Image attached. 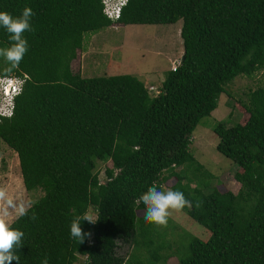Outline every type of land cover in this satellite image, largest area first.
Segmentation results:
<instances>
[{"label": "trees", "instance_id": "obj_1", "mask_svg": "<svg viewBox=\"0 0 264 264\" xmlns=\"http://www.w3.org/2000/svg\"><path fill=\"white\" fill-rule=\"evenodd\" d=\"M25 6L35 16L13 74L27 78L11 116L0 119V139L17 156L23 188L42 191L27 216L9 223L25 234L20 264H41L45 256L48 264H154L151 236L140 238L156 233L144 229V212L136 215L144 205L135 201L153 183L161 189L171 173L170 189L201 202L182 211L209 232L204 240L189 237L179 264H264V87L249 92L244 122L212 126L215 149L236 166L237 191L205 192V183L191 186L182 171L194 162L191 132L223 86L264 68V0H127L115 21L102 14L100 0H0V11L13 16ZM178 19L182 59L155 95L130 74L83 77L71 69L85 33ZM8 43L0 28V47ZM6 66L0 59V70ZM97 161L110 162L103 181ZM91 207L97 220L81 221L90 236L79 243L70 223ZM127 245H143L147 261L124 259Z\"/></svg>", "mask_w": 264, "mask_h": 264}, {"label": "rangeland", "instance_id": "obj_2", "mask_svg": "<svg viewBox=\"0 0 264 264\" xmlns=\"http://www.w3.org/2000/svg\"><path fill=\"white\" fill-rule=\"evenodd\" d=\"M180 25V19L171 24H117L85 33L82 48L71 61V69L78 71L83 77L130 74L147 84L146 86L158 88L171 63L181 57ZM257 87H264V68L250 76L238 75L226 83L217 97L216 107L209 115L199 119L188 144V151L194 162L182 169L191 180V186L205 183V188H202L205 192L212 187L223 193L237 191L239 183L233 178L236 166L215 149L217 136L212 131V126L217 121H222L225 127L244 122L247 113L243 104L247 102L249 92ZM109 166V161L96 162L94 171L100 181L104 180V169ZM180 169L181 167L175 168L176 171ZM173 181L171 173L161 184V190L169 189ZM0 190L15 205L23 203L27 206L42 194L38 188L30 191L23 188L17 156L1 139ZM5 209L9 214L4 219L10 223L16 217V211L4 200H0V212ZM142 214L143 210H136L137 216ZM86 215L95 217L92 207ZM144 229L157 234L140 238L142 242V238L145 241L151 236L149 250L151 253H158L154 264H179L177 258L187 252L189 237L204 240L209 235L207 229L184 211L173 212L166 226L145 223ZM143 248V245L135 250L130 245L125 246L122 251L124 259L128 254L130 261L141 259V256L145 258L148 253Z\"/></svg>", "mask_w": 264, "mask_h": 264}, {"label": "clouds", "instance_id": "obj_3", "mask_svg": "<svg viewBox=\"0 0 264 264\" xmlns=\"http://www.w3.org/2000/svg\"><path fill=\"white\" fill-rule=\"evenodd\" d=\"M35 16L31 7L25 6L20 14L13 16L7 11H0V28H3L8 34V46L0 47V59H3L7 65L0 70V80L8 79L13 72L19 68L21 61L28 52L29 44L24 33L32 31V17ZM0 200H4L9 207L16 211L17 218L28 215V208L31 206L20 203L13 204L7 200L3 190H0ZM137 205H144V220L146 223H153L158 226H166L168 219L173 212H180L185 208L200 207L201 202L197 200L195 203L185 197L183 192L179 190H161L156 183H153L146 192L142 193L135 201ZM9 213L7 209L0 212V264H20V255L18 250L23 247L24 232L18 228L12 227L4 219ZM30 220L37 219L35 213L29 217ZM87 221L94 224L97 219L92 215H84L76 217L70 223V235L78 240L79 243L90 236L81 228V221ZM41 264H48V258L45 256Z\"/></svg>", "mask_w": 264, "mask_h": 264}, {"label": "built area", "instance_id": "obj_4", "mask_svg": "<svg viewBox=\"0 0 264 264\" xmlns=\"http://www.w3.org/2000/svg\"><path fill=\"white\" fill-rule=\"evenodd\" d=\"M126 1L127 0H100L101 12L107 19L115 21L119 17L121 8L125 5ZM179 62L180 59L173 61L169 70H175ZM26 78L27 75L22 73L21 75L12 74L8 79L0 80V119L2 117L11 116L14 97L20 93ZM145 87L149 94L155 95L158 92V88L152 85Z\"/></svg>", "mask_w": 264, "mask_h": 264}, {"label": "crops", "instance_id": "obj_5", "mask_svg": "<svg viewBox=\"0 0 264 264\" xmlns=\"http://www.w3.org/2000/svg\"><path fill=\"white\" fill-rule=\"evenodd\" d=\"M182 53V52H181ZM169 69V68H168ZM162 81V80H161ZM143 84H144V86H146L147 84H145L144 82H143Z\"/></svg>", "mask_w": 264, "mask_h": 264}, {"label": "water", "instance_id": "obj_6", "mask_svg": "<svg viewBox=\"0 0 264 264\" xmlns=\"http://www.w3.org/2000/svg\"><path fill=\"white\" fill-rule=\"evenodd\" d=\"M180 59H182V56L180 57Z\"/></svg>", "mask_w": 264, "mask_h": 264}]
</instances>
